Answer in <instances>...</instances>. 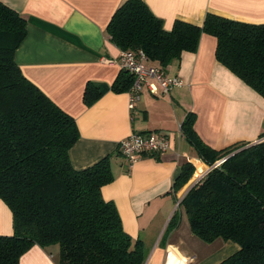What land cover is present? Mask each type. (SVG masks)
I'll use <instances>...</instances> for the list:
<instances>
[{"label": "trees", "instance_id": "trees-1", "mask_svg": "<svg viewBox=\"0 0 264 264\" xmlns=\"http://www.w3.org/2000/svg\"><path fill=\"white\" fill-rule=\"evenodd\" d=\"M106 33L120 50H141L162 70L182 52H194L202 33L211 35L216 60L264 98V23L207 13L201 26L176 20L167 31L143 0H124ZM25 35V19L0 1V199L12 214L13 229L0 235V264H18L33 245H57V264H143L142 241L123 230L116 207L101 196V187L113 180L109 158L81 170L72 167L69 150L79 137L75 120L16 64ZM132 82L122 69L111 90L128 92ZM100 93L87 83L84 102ZM194 120L187 113L181 132L208 169L197 178L194 163L182 165L173 191L190 188L162 237L178 226L183 212L202 241L238 245L217 264H264V140L216 150L197 136Z\"/></svg>", "mask_w": 264, "mask_h": 264}, {"label": "crops", "instance_id": "crops-1", "mask_svg": "<svg viewBox=\"0 0 264 264\" xmlns=\"http://www.w3.org/2000/svg\"><path fill=\"white\" fill-rule=\"evenodd\" d=\"M0 1L25 19L26 35L14 55L21 73L75 120L79 137L69 150L72 167L81 170L109 158L113 180L101 187V196L116 207L123 230L142 241L143 264H217L236 252L231 241L207 243L193 235L183 212L178 226L162 237L185 193L172 187L182 165L194 163L197 176L207 170L181 132L187 113L195 116L197 136L216 150L264 140V98L216 60V39L202 33L194 52H182L163 69L180 78L181 86L168 92L143 89L129 109L128 92L111 90L122 70L121 50L106 33L124 0ZM143 1L167 31L176 20L201 26L207 13L264 23V0ZM87 83L101 90L88 105ZM132 132L164 133L169 149L142 154L128 167L118 143ZM12 233V214L0 199V235ZM52 247L33 245L18 264H57L58 247Z\"/></svg>", "mask_w": 264, "mask_h": 264}, {"label": "built area", "instance_id": "built-area-1", "mask_svg": "<svg viewBox=\"0 0 264 264\" xmlns=\"http://www.w3.org/2000/svg\"><path fill=\"white\" fill-rule=\"evenodd\" d=\"M117 62L121 69L133 76V82L128 90L129 109L134 108L143 89L151 93H155L158 88L163 92H168L172 87L182 85L180 78L168 76L161 68L148 65L147 58L141 50H121ZM167 149H169L168 138L164 133L159 132H132L118 143L119 153L128 167L135 163L142 154H154ZM205 172L200 173L197 178Z\"/></svg>", "mask_w": 264, "mask_h": 264}, {"label": "rangeland", "instance_id": "rangeland-1", "mask_svg": "<svg viewBox=\"0 0 264 264\" xmlns=\"http://www.w3.org/2000/svg\"><path fill=\"white\" fill-rule=\"evenodd\" d=\"M181 193H182V191H181ZM182 195V194H181ZM58 246L57 245H55L54 247H52V249L51 250H53V251H56V248H57Z\"/></svg>", "mask_w": 264, "mask_h": 264}, {"label": "water", "instance_id": "water-1", "mask_svg": "<svg viewBox=\"0 0 264 264\" xmlns=\"http://www.w3.org/2000/svg\"><path fill=\"white\" fill-rule=\"evenodd\" d=\"M189 188H190V187H189ZM189 188H188V189H189ZM188 189H187V190H188ZM187 190H186V191H187ZM186 191H185V192H186ZM184 194H185V193H184ZM182 197H183V196H182ZM181 199H182V198H181ZM181 199H180V200H181ZM180 200H179V201H180Z\"/></svg>", "mask_w": 264, "mask_h": 264}]
</instances>
